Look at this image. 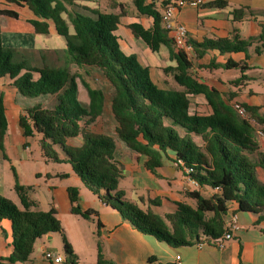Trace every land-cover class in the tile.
I'll return each mask as SVG.
<instances>
[{
    "label": "trees",
    "instance_id": "16d2710c",
    "mask_svg": "<svg viewBox=\"0 0 264 264\" xmlns=\"http://www.w3.org/2000/svg\"><path fill=\"white\" fill-rule=\"evenodd\" d=\"M4 1L26 5L40 18L30 20L36 33L47 34L48 22H52L56 33L66 43L62 50V64L55 67L29 65L24 59H14L15 50L2 44L0 26V77L11 78L18 92L26 97L55 95L52 108L39 104L26 107L18 121L24 136L39 135L44 157L54 162L69 163L84 186L116 210L123 220L141 233L150 234L172 246L192 244L200 241V237L212 240L220 236L225 230L223 217L230 203L236 204L237 210L264 216V181L256 175L258 166L264 169V158L249 156L259 146L256 128L241 118L216 89L198 83L189 74L191 64L184 52L177 51L176 66L166 68V71L174 72L173 77L182 89H161L152 80L149 68L142 65L135 55H125L118 46L114 31L123 13L121 5L118 13L94 9L88 14L73 8L74 0ZM133 2L140 14L153 18V29L144 30L136 24L130 28L155 51L168 40L161 26V14L155 9L154 2ZM207 5L225 7L226 1L213 0ZM239 14L243 11H235L234 18ZM1 16L17 18L18 13L0 7ZM69 26H72V32ZM253 41H256L254 51L264 53V25L255 38L205 39L196 44L202 50L197 46L194 49L198 56L206 49H217L221 53L244 51ZM71 64L83 68L87 74L86 66L96 67L111 83V112L116 121L117 139L137 153L146 155L145 164L150 170L160 165V152L171 151L177 166L190 180L199 186L218 187V193L205 198L197 190L188 192V196L195 200L194 207L177 202L173 212L163 215L149 207L159 205L158 199H149L146 209L126 200L123 191L117 188L122 173L113 161L115 138L88 129V125L102 112L103 92L82 78L89 97L88 105L84 106L78 99L76 78L79 75L66 67ZM223 67L239 68L242 72L247 68L245 63L233 60H228ZM240 82L241 77L233 81L234 84ZM188 93L203 94L213 114H189ZM243 106L258 122L264 137V117L257 114L258 108ZM6 126L0 92V144ZM76 137L81 138L80 145L67 143L68 139ZM196 137L200 138L202 145L197 143ZM14 190L22 208L0 195V220L7 218L11 221L13 247L7 262L0 264L25 262L35 241L55 232L61 233L63 264H78L55 209H37L36 201L29 196L33 190L31 185H21L16 181ZM67 192L72 213L88 218L95 212L80 208L76 187H68ZM97 225H100L99 221ZM101 258L99 249L98 264H102Z\"/></svg>",
    "mask_w": 264,
    "mask_h": 264
},
{
    "label": "crops",
    "instance_id": "0c3cea01",
    "mask_svg": "<svg viewBox=\"0 0 264 264\" xmlns=\"http://www.w3.org/2000/svg\"><path fill=\"white\" fill-rule=\"evenodd\" d=\"M172 1L163 0L161 3H155V9L162 14L164 6ZM210 1L213 0H204V4L199 7L189 5L178 7L172 17L175 22L186 28L189 43L192 45V49L186 53L191 64L188 72L198 83L216 89L229 104L238 101L247 106L257 107V114L264 117V53L254 51L256 41H253L244 51L221 53L217 49H206L198 56L194 49L196 44H200L205 39L257 37L261 26L264 25V0H225V7L207 5ZM145 2L151 3L152 0H145ZM74 3L73 8L88 14L94 9L118 13L121 5L123 13L114 31L120 50L125 55H135L142 65L147 66L152 80L161 89H182L173 77L174 72L166 71V68L176 66L177 50L170 40V32L163 28L162 23L161 26L168 40L161 43L154 51L130 28V25L136 24L144 30L153 29V18L140 14L133 0H74ZM0 7L13 9L18 13L17 18L0 17L2 44L13 48L18 55L17 58L26 60L29 65L57 66L58 52L65 48L66 43L64 38L56 33L52 22H48L49 32L41 34L52 37V45L44 48L42 45L26 42L27 39H35L36 34H39L34 31L30 20L40 18L34 15L26 5L0 0ZM237 10L243 11V14L234 18V12ZM4 29L8 30L6 36H4ZM69 30L72 32V26H69ZM15 39L18 41H14ZM196 48L202 50L198 46ZM228 60L245 63L247 68L243 72L239 68H224L223 64ZM66 67L71 73L80 76L76 78L78 99L87 106L89 97L81 82L84 77L80 71L82 69L85 73V70L72 64ZM86 70L89 73H85L88 77L84 80L92 86L99 87L104 96L102 112L88 125V129L115 138L113 161L119 165L122 173L117 188L121 180L126 178L131 180L128 184L129 191H123L126 200L146 209L149 206V199H158L160 203L156 206H160L163 199L168 205L169 212H173L177 202L195 206V200L188 196V192L197 190L205 198L218 193V190L213 187L199 186L188 179L175 164L171 151L160 152V165L153 171L150 170L145 164L146 155L137 153L117 139L116 121L111 112L113 93L111 83L98 68L86 66ZM240 77L241 82L234 84L233 81ZM0 92L7 121L3 141L0 144V195L22 208L14 190V184L17 181L21 185H31L33 190L29 196L36 201L37 209L43 211L55 209L62 232L76 254L78 264H98L99 249L102 264H173V262L175 264H264V216L260 217L259 213L237 210V205L230 203L223 217L225 226L229 221V215L235 213L239 228L232 231V238L225 241L222 247L216 246L211 240H207L202 246L196 244L197 242L172 246L150 234L141 233L128 221L123 220L116 210L104 204L84 186L69 163L56 162L66 163L69 167L55 173L43 170V166L38 161L30 159L27 152L29 140L22 134L18 121L26 107L39 104L45 108H52L55 104V95L26 97L18 92L8 76L0 77ZM187 98L189 114L202 116L213 114V109L203 94L188 93ZM35 135L38 138V135ZM256 137L259 143L258 149L249 156L254 159L259 156L264 158V137H258L257 134ZM195 140L202 145L199 137ZM140 141L144 143L143 140L140 139ZM68 142L72 146H78L81 144V138H70ZM59 154L63 156L62 153ZM60 174L66 175L60 176ZM256 175L264 181L262 167L256 168ZM43 184L52 195V199L44 206L34 196L37 187ZM70 186L78 189L80 208L95 211L88 218L72 213L67 192ZM84 188L90 192V195L83 192ZM149 207L152 209L151 205ZM97 221L100 222L99 226ZM53 234L46 236L51 238ZM58 234L61 236V233ZM202 239L205 238L200 237V240ZM40 245L41 250H37L36 253L32 251L28 260L16 264H55L51 259L44 258V250L64 257L61 245L56 243L49 245L50 248L44 245L41 238ZM12 250L11 221L4 218L0 220V263L7 262Z\"/></svg>",
    "mask_w": 264,
    "mask_h": 264
},
{
    "label": "built area",
    "instance_id": "2783aa9c",
    "mask_svg": "<svg viewBox=\"0 0 264 264\" xmlns=\"http://www.w3.org/2000/svg\"><path fill=\"white\" fill-rule=\"evenodd\" d=\"M152 2L161 3L163 2V0H152ZM203 4L204 0H173L170 4H166L164 6V10L161 14V23L163 28L166 31L170 32V40L177 51H182L186 54L189 50L192 49V45L189 43V37L186 28L182 24L175 22L172 19L174 11L178 7H182L185 5L199 7ZM231 106L241 118L248 121L252 126L256 128V134L258 137H263V132L259 129L258 122L250 116V114L241 102L233 101L231 103ZM175 164L177 165L176 162ZM215 189L218 190L219 188L215 187ZM228 220L229 221L225 226L224 232L220 236L211 240L218 247H222L225 244V241L231 239L232 231L237 230L239 228L238 217L235 213L229 215ZM206 242V239H202L196 244L202 246L206 244ZM43 256L46 259H51L55 264H63L62 256L56 255L52 251L44 250Z\"/></svg>",
    "mask_w": 264,
    "mask_h": 264
},
{
    "label": "rangeland",
    "instance_id": "374dc122",
    "mask_svg": "<svg viewBox=\"0 0 264 264\" xmlns=\"http://www.w3.org/2000/svg\"><path fill=\"white\" fill-rule=\"evenodd\" d=\"M23 12L25 13L27 11H23ZM7 33H8V30L4 29V36L8 35ZM54 34H56L55 31H54ZM57 38H59V37H57ZM23 40L25 41V38ZM14 41L17 42L18 39H15ZM28 41L32 42L33 44L42 45L44 48L48 47V46L50 47L52 45V37L47 36V35L36 34L35 39H29V40L27 39L26 42L28 43ZM13 57H14V59L18 60L17 53L14 52ZM63 62H64V58H63V52L61 50L58 52V63L57 64H62ZM80 71L83 73V74L80 73L84 77L83 79L88 77L82 69ZM89 81H91V80H89ZM261 88H262V86H261ZM27 139L29 140L28 141L29 142V148H28L27 152L30 155L29 156L30 159L38 161L43 166V170L46 169L50 173H55L56 171H62L63 169H66L69 167V165L66 163H56V162L51 161V160H49L43 156L41 149H40V146H39V135H38V138H36V135H35V136L27 137ZM68 143L70 145V142H68ZM49 175L50 174H48V176ZM129 183H131V180L129 181V178L123 179V180H121V183L119 184L118 188L124 192L129 191V189H128ZM83 192L90 195V192L86 188H84ZM34 196L36 197V199H38L41 202V205H43V206L46 204V202H48V201H50V199H52L51 193H49L48 188L44 184L37 187ZM160 201H161V199H160ZM161 202H163V203L160 206L151 205V207H152L153 211H155L156 213H158L160 215H163L164 213L169 212L170 210L168 208V205L166 203H164L165 201L163 199ZM40 238L44 242V245H46V246L53 245V244L57 243V245H61V249L63 248L62 239L58 233H54L53 237H51V238H47L46 235H44ZM40 238H38L36 240V242L34 243L33 250H32L33 253H36L37 250H41ZM49 247L51 248V246H49Z\"/></svg>",
    "mask_w": 264,
    "mask_h": 264
},
{
    "label": "water",
    "instance_id": "95a60500",
    "mask_svg": "<svg viewBox=\"0 0 264 264\" xmlns=\"http://www.w3.org/2000/svg\"><path fill=\"white\" fill-rule=\"evenodd\" d=\"M50 237V236H49ZM158 264H160V263H158ZM173 264H175L174 262H173Z\"/></svg>",
    "mask_w": 264,
    "mask_h": 264
}]
</instances>
